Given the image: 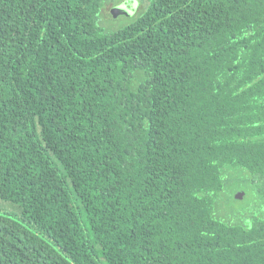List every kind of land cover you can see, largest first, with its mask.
Returning <instances> with one entry per match:
<instances>
[{
  "label": "trees",
  "instance_id": "16d2710c",
  "mask_svg": "<svg viewBox=\"0 0 264 264\" xmlns=\"http://www.w3.org/2000/svg\"><path fill=\"white\" fill-rule=\"evenodd\" d=\"M148 1L0 0V264H264V0Z\"/></svg>",
  "mask_w": 264,
  "mask_h": 264
},
{
  "label": "rangeland",
  "instance_id": "374dc122",
  "mask_svg": "<svg viewBox=\"0 0 264 264\" xmlns=\"http://www.w3.org/2000/svg\"><path fill=\"white\" fill-rule=\"evenodd\" d=\"M128 2L127 4H124ZM135 3V8L117 9L119 6ZM149 7L148 0H110L98 17V25L106 32L118 31L136 21ZM116 8L118 11H114ZM124 10V11H123ZM218 214L223 220L241 223L257 212L261 199L258 186L253 183L251 174L241 169L223 170V189L220 192ZM239 197V198H238ZM0 209L9 213H20V207L0 199ZM30 217L31 214L26 212Z\"/></svg>",
  "mask_w": 264,
  "mask_h": 264
},
{
  "label": "water",
  "instance_id": "95a60500",
  "mask_svg": "<svg viewBox=\"0 0 264 264\" xmlns=\"http://www.w3.org/2000/svg\"><path fill=\"white\" fill-rule=\"evenodd\" d=\"M128 2H126V3H124V4H127ZM134 6H136L135 5V3L133 2L132 4H128V5H125V7H123V5H121V6H119L117 9H124V10H126V9H130V8H135ZM116 8H114V11H118ZM123 10V11H124ZM239 198V197H238Z\"/></svg>",
  "mask_w": 264,
  "mask_h": 264
}]
</instances>
